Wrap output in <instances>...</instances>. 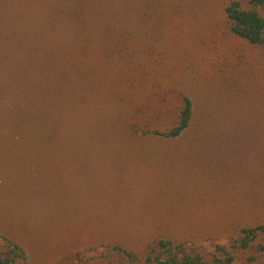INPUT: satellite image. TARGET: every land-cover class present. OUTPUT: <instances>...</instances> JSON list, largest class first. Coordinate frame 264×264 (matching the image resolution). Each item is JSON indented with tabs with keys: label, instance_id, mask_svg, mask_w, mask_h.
Instances as JSON below:
<instances>
[{
	"label": "rangeland",
	"instance_id": "rangeland-1",
	"mask_svg": "<svg viewBox=\"0 0 264 264\" xmlns=\"http://www.w3.org/2000/svg\"><path fill=\"white\" fill-rule=\"evenodd\" d=\"M77 1L0 0V232L20 243L30 264H129L115 242L154 246L166 236L208 261L264 264V235L247 249L233 247L241 227L264 224L263 170L245 154L235 158L237 145L222 137L253 123L249 105L192 83L194 113L204 124L198 135L122 142L117 70L97 59L69 60L67 69L57 58L68 30L57 14L49 30L50 12ZM124 1L88 6L137 28L121 10ZM163 42L172 64L180 57L193 63L197 52L185 36ZM129 72L123 67L119 76ZM180 107L174 96L149 97L133 120L164 129Z\"/></svg>",
	"mask_w": 264,
	"mask_h": 264
},
{
	"label": "trees",
	"instance_id": "trees-1",
	"mask_svg": "<svg viewBox=\"0 0 264 264\" xmlns=\"http://www.w3.org/2000/svg\"><path fill=\"white\" fill-rule=\"evenodd\" d=\"M83 1L85 5L79 0L70 9L57 12L52 9L48 28L56 29L55 14L63 15L62 25L68 30V37H59L62 45L57 58L67 69L73 66L69 60L97 59L117 70L114 79L119 84L113 95L126 109L115 118L123 127L119 132L122 142L125 139L130 145H140L137 141L154 136L159 143H168L184 140L194 130L198 135L204 124L198 125L190 88L192 83L206 82L203 84L218 87L228 98L249 105L253 123L242 134L222 135L227 137L223 142L236 144L235 158L245 154L254 162L255 170L258 167L263 170L259 169L264 177V0H125L122 12L131 14L140 23L132 29L123 28L117 14L101 10L95 13L88 0ZM182 35L188 41L186 48L197 52L190 65L182 57L172 64L170 51L162 50L164 38L178 39ZM123 67L130 74L125 73L121 78ZM170 96L181 101L171 126L160 129L133 120L142 111L145 99L165 100ZM193 138L188 139L189 143L195 142ZM239 145L244 152L238 151ZM240 233L233 247L247 249L260 234L264 235V224L241 227ZM149 244L142 242L137 246L121 240L115 242L113 249L124 255L129 264L231 262L215 256L205 260L181 240L169 236L161 237L154 246ZM258 249L264 251L261 245ZM18 262L30 264L26 250L12 236L0 232V264Z\"/></svg>",
	"mask_w": 264,
	"mask_h": 264
}]
</instances>
